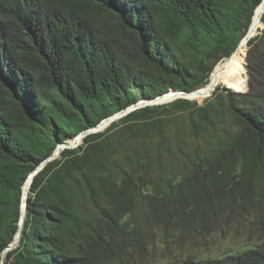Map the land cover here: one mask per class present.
I'll return each instance as SVG.
<instances>
[{"label":"trees","instance_id":"16d2710c","mask_svg":"<svg viewBox=\"0 0 264 264\" xmlns=\"http://www.w3.org/2000/svg\"><path fill=\"white\" fill-rule=\"evenodd\" d=\"M260 2L0 0V252L16 234L25 178L57 142L141 98L210 86ZM262 47L264 32L246 47L260 89L214 83L202 105L195 95L137 108L47 162L31 176L5 264H98L144 227L188 229L227 204L264 205ZM183 264H264V241Z\"/></svg>","mask_w":264,"mask_h":264},{"label":"rangeland","instance_id":"374dc122","mask_svg":"<svg viewBox=\"0 0 264 264\" xmlns=\"http://www.w3.org/2000/svg\"><path fill=\"white\" fill-rule=\"evenodd\" d=\"M257 28L260 29L259 33L264 32L263 23L262 25L259 24ZM246 47L248 48V46ZM247 48L245 53L246 82L249 85V81H251L255 87L260 89L263 87L261 85L262 77L250 79L246 68L248 63L246 60ZM260 51L264 53V48H260ZM242 68L239 61L235 64L232 62L225 74L219 76L217 74L215 86H218L221 92H225L223 90L225 86H229L231 90L238 89L234 74ZM204 91L207 92L199 95L202 101L196 100L200 105L205 103V99L211 98L210 91L206 89ZM172 94H165L161 101L166 103L169 102L168 100L176 98L172 97ZM190 98L194 100L193 96ZM232 101L235 102L236 100ZM78 141L80 142V139ZM136 213L138 220L141 221L143 213L139 209L136 210ZM263 241L264 205H260L258 201L254 200L249 205L235 204L230 206L227 204L223 209H220L218 214L212 213L202 222L199 219L188 229L177 223L171 225L166 231L156 225L144 227L143 232L136 233L135 240L126 241L121 246L118 255L97 258V263L183 264L190 260L197 261L217 258L226 253H237L250 247H256Z\"/></svg>","mask_w":264,"mask_h":264},{"label":"water","instance_id":"95a60500","mask_svg":"<svg viewBox=\"0 0 264 264\" xmlns=\"http://www.w3.org/2000/svg\"><path fill=\"white\" fill-rule=\"evenodd\" d=\"M262 2L264 3V0H261L260 3H262ZM255 9H254V12H255ZM252 23H253V17H252V21H251V23L249 25V28H248L246 34L241 39V41L237 45L235 51L232 53V55L228 59H230L238 51L239 46H240V44L242 43L243 40H246V46H248V40L251 37H253L254 35H256V34H258L260 32L259 31L260 29L257 28L256 29V32L254 34H252V32H253V25H252ZM225 88L228 89V90H230V91H234V92H246L248 90V84L247 83L245 84V90H243V91L242 90H231L229 88V86H225ZM213 90L210 91L209 95H212ZM169 92L170 93H173L172 94V97L185 98V99L192 100L191 98L187 97L186 95L187 94L201 95V94L206 93L207 91H204V86H202V87H200V88H198L196 90H193V91H175V90H170V91H168L166 93H169ZM166 93L160 94V95H158V96H156L155 98H152V99H149V98H141V99L137 100L136 102L131 103L130 105H128V106H126L124 108H121L118 111H115V112L111 113L110 115H108L105 118H103L97 124L81 130L74 137H72V138L81 137L80 142L79 141H76V143H74V144H68L67 143V140L68 139H65V140H62V141L57 142V144H56L53 152L51 154H49L48 156H46L33 170H31V172H29V174L27 175V177L25 178V180L28 177L32 176V175L34 176L40 169H42L47 164V162H49L50 160H53L54 158L59 157L60 154H61V151L64 148H74V147H77L79 144H81L83 142V138L87 134H90V133H93V132H98V131H103L112 121L117 120L118 118L126 115L127 113H129V112H131V111H133V110H135L137 108H140V107H143V106H146V105H154V104H161V103H163L161 100H162V98L165 97V94ZM169 101H171V100H169ZM106 122H108V123L106 124ZM26 204H27V199L23 203L22 202L20 203V207H19V219H18V223H17L18 228H17L16 234H15L13 240L9 244H7L2 249V251L0 252V264H5V258H6L7 251L13 249L18 244V242L20 240V235H21L23 223L25 221ZM22 209H24V214L23 215L21 214L22 213ZM13 242H15V244H13Z\"/></svg>","mask_w":264,"mask_h":264},{"label":"bare ground","instance_id":"6f19581e","mask_svg":"<svg viewBox=\"0 0 264 264\" xmlns=\"http://www.w3.org/2000/svg\"><path fill=\"white\" fill-rule=\"evenodd\" d=\"M263 10H264V3L262 2V3H260L257 7H256V10H255V12H254V16H253V23H252V25H253V32H252V34H254L255 33V31H256V29H257V27H258V25L260 24V21H259V16H260V14L263 12ZM251 34V35H252ZM246 46V40H243L242 41V43L240 44V46H239V49H238V51L234 54V56L237 54V53H239L240 52V50L241 49H243L244 47ZM232 57V58H230L226 63H225V65H226V67H225V65L216 73V75L214 76V79H213V81H212V84L215 82V81H217V74H218V76L219 75H222V74H225L226 73V71H227V68L229 67V65L232 63V62H240L241 63V61L239 60V58L237 57V55L235 56V57ZM243 63V62H242ZM242 63H241V66L243 67V65H242ZM239 66H240V64H239ZM211 84V85H212ZM211 85L210 86H208L207 88H205L206 90H209V88L211 87ZM187 97H194L195 95H193V94H191V95H186ZM78 139H81V137H77L75 140H74V142H73V144L74 143H76V141H78ZM30 180H31V176L26 180V182L24 183V185H23V189H22V191H23V202L27 199V197H28V191H29V185H30ZM22 202V203H23ZM22 215L24 214V209H22V213H21Z\"/></svg>","mask_w":264,"mask_h":264}]
</instances>
